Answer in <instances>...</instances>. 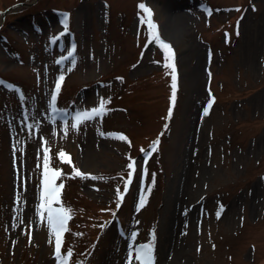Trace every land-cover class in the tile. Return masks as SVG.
<instances>
[{
  "label": "rangeland",
  "instance_id": "rangeland-1",
  "mask_svg": "<svg viewBox=\"0 0 264 264\" xmlns=\"http://www.w3.org/2000/svg\"><path fill=\"white\" fill-rule=\"evenodd\" d=\"M139 3L0 0V264H56L45 148L72 211L70 264H128L153 232L154 264H264V0H144L174 49L175 101ZM66 13L76 49L61 64L69 48L49 43ZM61 72L67 111L53 114ZM101 97L108 111L77 127Z\"/></svg>",
  "mask_w": 264,
  "mask_h": 264
},
{
  "label": "snow or ice",
  "instance_id": "snow-or-ice-1",
  "mask_svg": "<svg viewBox=\"0 0 264 264\" xmlns=\"http://www.w3.org/2000/svg\"><path fill=\"white\" fill-rule=\"evenodd\" d=\"M138 7L140 9H143L146 15H141V22L146 23L148 27V37L150 39H154L155 42L163 49L164 54V65L166 67L170 66L172 69L171 76V84H172V96L171 99L175 101V94H176V72H175V63H174V49L172 48V45L170 42L164 40L160 33H159V27L157 22L153 19V10L150 6H148L146 3H144V0H140V3L138 4ZM239 7V6H237ZM211 10L209 9V12ZM67 17L68 14H65L64 19V32L68 31L67 27ZM62 36L63 33H60ZM51 39L55 40L56 37L53 36ZM75 44L72 45V51L69 52V55H73L75 50ZM64 57H61V60H63ZM64 79V73L61 72L59 75V78L57 79L55 91L51 95V107L53 112L57 111H67V109L64 110H58L56 106V100H57V93L60 90L61 82ZM122 79V77H121ZM14 87V86H13ZM214 99V98H213ZM209 105H211L212 100L208 101ZM108 111V109L105 107V98L101 97L99 99L98 106H94L92 108H86L83 111H76L75 113V122L76 126L78 127L82 121H85L86 119L93 118L97 115H102L104 112ZM205 112L208 111V108L204 109ZM171 112V108L169 109V113ZM31 127V126H30ZM65 131H67V125L65 126ZM116 135H119L123 137L124 139H127L123 135V133H118ZM158 144V140L154 141L151 145L152 148H155ZM59 156L61 159H64L65 157H68L69 154L66 153L63 149L60 150ZM69 163H71V160L69 159ZM74 171L76 173H79L81 176H87L92 175L91 173H84L79 168H75ZM128 169H134L135 163L134 158H129V163L127 165ZM61 173V169L59 168H51L49 166V157H48V150L45 148L44 150V167H43V179H42V191L40 194V204L38 207V212L40 214L41 219L44 218L45 212L47 215V224L50 229V233L54 234L55 237V245H54V252L53 255L56 258V264H69V259L72 256L73 249L68 248L67 253H62V238L63 233L67 230V221L69 220L70 216L72 215V211L70 208L66 207L63 204H60L57 206L56 202L60 200V193L61 189L63 188V184L56 183V177ZM72 173H69L71 175ZM132 179V174L129 172L128 176L126 177V181H130ZM118 191L116 193L117 199H120L124 196V192ZM126 190V189H125ZM17 200H19V195H17ZM145 202L144 196H141V206ZM221 208H223V205H220ZM219 215V213H218ZM103 227V226H102ZM137 231H132L130 234V238L133 242H135L137 237ZM153 240H149L143 243H140L135 248H132L130 245V251L128 254V264H132L133 254L135 253V259L139 262V264H154L155 262V255H154V232L152 233ZM51 243V241H50ZM77 264H81L80 261H77Z\"/></svg>",
  "mask_w": 264,
  "mask_h": 264
}]
</instances>
